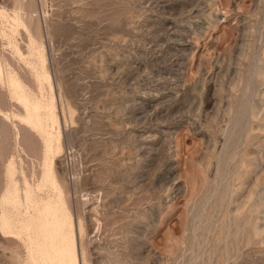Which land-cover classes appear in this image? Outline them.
I'll use <instances>...</instances> for the list:
<instances>
[{
	"label": "rangeland",
	"instance_id": "obj_1",
	"mask_svg": "<svg viewBox=\"0 0 264 264\" xmlns=\"http://www.w3.org/2000/svg\"><path fill=\"white\" fill-rule=\"evenodd\" d=\"M62 236L264 264V0H0V264Z\"/></svg>",
	"mask_w": 264,
	"mask_h": 264
},
{
	"label": "bare ground",
	"instance_id": "obj_2",
	"mask_svg": "<svg viewBox=\"0 0 264 264\" xmlns=\"http://www.w3.org/2000/svg\"><path fill=\"white\" fill-rule=\"evenodd\" d=\"M59 264H77V251L75 243L62 236L59 248L56 250ZM84 262V261H83Z\"/></svg>",
	"mask_w": 264,
	"mask_h": 264
}]
</instances>
